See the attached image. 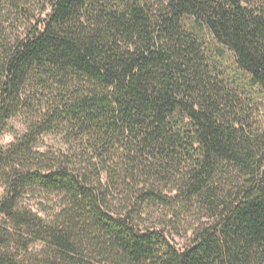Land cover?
Returning a JSON list of instances; mask_svg holds the SVG:
<instances>
[{
	"label": "trees",
	"instance_id": "obj_1",
	"mask_svg": "<svg viewBox=\"0 0 264 264\" xmlns=\"http://www.w3.org/2000/svg\"><path fill=\"white\" fill-rule=\"evenodd\" d=\"M260 111L264 0H0V264H264ZM196 205L182 247L147 222Z\"/></svg>",
	"mask_w": 264,
	"mask_h": 264
},
{
	"label": "rangeland",
	"instance_id": "obj_2",
	"mask_svg": "<svg viewBox=\"0 0 264 264\" xmlns=\"http://www.w3.org/2000/svg\"><path fill=\"white\" fill-rule=\"evenodd\" d=\"M226 55L227 59L231 60L232 57L230 52L227 50ZM37 114V109H32L20 112L17 116L13 117L2 135V145L7 147L18 137L23 135L27 131L31 120L36 117ZM263 115L264 111H260L259 116ZM65 148L66 145L64 144L62 136L56 134L44 136L39 146L41 151L51 152L56 155L61 154ZM165 190L167 191L166 188ZM4 192L5 188L0 185V196H2ZM113 197L118 200L119 197L123 199L124 194L122 190L119 189L118 193L114 194ZM115 202L117 203V201ZM23 204L24 206H31L35 209L42 207V209L52 211L57 208V199H55L54 196L38 194L25 198ZM205 221H207V218L197 205L185 209L177 208L175 210H171V208L166 207H159L158 209H155L152 214L150 213L149 217H147L149 225H158L166 228L171 233V237L181 247L189 243L194 231Z\"/></svg>",
	"mask_w": 264,
	"mask_h": 264
}]
</instances>
